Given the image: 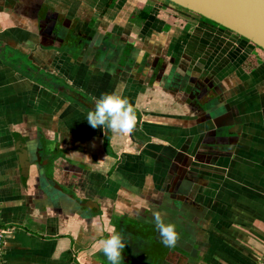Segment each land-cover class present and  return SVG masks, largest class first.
I'll return each mask as SVG.
<instances>
[{
	"label": "crops",
	"instance_id": "0c3cea01",
	"mask_svg": "<svg viewBox=\"0 0 264 264\" xmlns=\"http://www.w3.org/2000/svg\"><path fill=\"white\" fill-rule=\"evenodd\" d=\"M173 5L0 0L3 264H104L112 219L121 264L264 262V51ZM112 91L130 132L85 120Z\"/></svg>",
	"mask_w": 264,
	"mask_h": 264
},
{
	"label": "water",
	"instance_id": "95a60500",
	"mask_svg": "<svg viewBox=\"0 0 264 264\" xmlns=\"http://www.w3.org/2000/svg\"><path fill=\"white\" fill-rule=\"evenodd\" d=\"M210 20L264 51V0H165ZM20 172L27 174L24 148L17 144ZM21 154L23 156H21ZM39 157L38 152H36ZM36 162H39L38 158ZM51 181V178H47ZM58 187V186H57ZM60 190V188L58 187Z\"/></svg>",
	"mask_w": 264,
	"mask_h": 264
},
{
	"label": "clouds",
	"instance_id": "9594fccd",
	"mask_svg": "<svg viewBox=\"0 0 264 264\" xmlns=\"http://www.w3.org/2000/svg\"><path fill=\"white\" fill-rule=\"evenodd\" d=\"M86 122L92 128L107 127L117 132H130L135 124V115L128 101L122 94L112 91L102 93L96 100L93 110L86 114ZM155 228L160 242L166 247H173L177 240L175 225L165 222L159 213H153ZM125 242L115 230L99 241V251L108 264H121V251Z\"/></svg>",
	"mask_w": 264,
	"mask_h": 264
},
{
	"label": "flooded vegetation",
	"instance_id": "af4514ba",
	"mask_svg": "<svg viewBox=\"0 0 264 264\" xmlns=\"http://www.w3.org/2000/svg\"><path fill=\"white\" fill-rule=\"evenodd\" d=\"M184 10H186V9H184ZM201 21H203L205 24H208V25H210L211 27H216V28H218V29H221V30H226V29H224L223 27H221V26H219V25H217L216 23L214 24V25H212V23H210L209 22V20H207V19H205V18H203V17H201V16H199V15H197V14H195ZM71 39L69 38V37H67L66 38V42H67V44H69V41H70ZM71 45H73L72 46V48H74L75 50L76 49H78V50H80V48H81V44H78V43H76V42H74L73 44L71 43ZM199 92H201L200 90H199ZM202 94V93H201ZM96 208H98V205H96ZM91 210V209H90ZM111 226H112V230L110 231V234L112 233V231L113 230H115L116 232H118L120 235H121V237H122V240L124 241V237L126 236V234H125V232H127L131 227H129L128 226V224H124L123 222H121V220L120 221H115V219L113 220H111ZM151 227V229H152V234H154L153 232L155 231V223L153 222L152 223V226H150ZM149 230V229H148ZM109 234V235H110ZM154 242V241H153ZM153 242H152V244H153ZM126 244V243H125ZM149 244H150V242H149ZM152 244H150V245H152ZM123 256H125L124 255V252L123 251H121V258L123 257ZM106 262L104 263V264H108V261L107 260H105Z\"/></svg>",
	"mask_w": 264,
	"mask_h": 264
},
{
	"label": "built area",
	"instance_id": "2783aa9c",
	"mask_svg": "<svg viewBox=\"0 0 264 264\" xmlns=\"http://www.w3.org/2000/svg\"><path fill=\"white\" fill-rule=\"evenodd\" d=\"M8 235V229L3 227L0 224V264H3V255H4V244H5V239ZM264 264V262L262 263Z\"/></svg>",
	"mask_w": 264,
	"mask_h": 264
},
{
	"label": "rangeland",
	"instance_id": "374dc122",
	"mask_svg": "<svg viewBox=\"0 0 264 264\" xmlns=\"http://www.w3.org/2000/svg\"><path fill=\"white\" fill-rule=\"evenodd\" d=\"M157 2H162V3H165V4H169V3H170L171 5L173 4V3L168 2V1H165V0H157ZM174 5H175V4H174ZM174 5H173V6H174ZM174 8L178 9L179 11H181L182 14H189V15H192V16L195 15L194 13H192V12H190V11H188V10H184L183 8H181V7H179V6H174ZM209 22L212 23V25L215 24L214 22H212V21H210V20H209ZM257 50L260 51V52H262V50L259 49L258 47H257Z\"/></svg>",
	"mask_w": 264,
	"mask_h": 264
}]
</instances>
